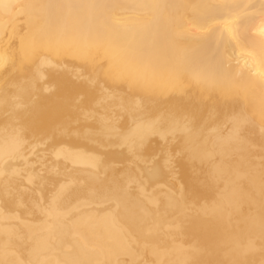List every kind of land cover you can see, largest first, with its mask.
<instances>
[{"label": "bare ground", "instance_id": "bare-ground-1", "mask_svg": "<svg viewBox=\"0 0 264 264\" xmlns=\"http://www.w3.org/2000/svg\"><path fill=\"white\" fill-rule=\"evenodd\" d=\"M27 140L70 168L13 226ZM139 259L264 264V0H0V264Z\"/></svg>", "mask_w": 264, "mask_h": 264}, {"label": "rangeland", "instance_id": "rangeland-1", "mask_svg": "<svg viewBox=\"0 0 264 264\" xmlns=\"http://www.w3.org/2000/svg\"><path fill=\"white\" fill-rule=\"evenodd\" d=\"M77 76V78H78V74H76ZM48 86V85H47ZM46 86V91L47 92H49V91H51L52 90V86L51 85H49V86H51V88L48 86L47 87ZM103 101V100H102ZM105 101V103L107 102V100H104ZM103 101V102H104ZM103 102H99L98 103V105L97 104H95V105H97L98 107L99 106H101V108L99 107V109H97L96 108V106H94V108H96V110H101L102 109V107H105V106H107L105 103H103ZM102 103V104H101ZM100 104V105H99ZM104 104V105H103ZM103 105V106H102ZM111 107V109H113L114 107H112V106H110ZM110 107H105V109H102L103 111L105 110H108V115H106V113H103L102 111H99L98 113H97V111L95 110L94 112L91 110V112H90V114H89V118L93 115V113H95L91 118L92 119H90V120H88V121H93L94 120V118H95V116H96V118L97 117H99V118H101L102 116H103V118L102 119H104L105 121H107V116H108V119L112 116H114L115 117V113L117 112V110H115V109H113V110H115L116 112L114 113L113 112V114H111L112 113V111H111V109H110ZM107 108H109V109H107ZM104 111V112H105ZM109 111H111V113H109ZM93 112V113H92ZM118 112H119V110H118ZM116 113V117H117V120H116V117H115V120L117 121V122H115L114 121V119L112 120L111 118L108 120L110 123H112V125H113V123H114V125L116 124L117 126H119L120 125V127H121V129H120V127H117L116 125L113 127L112 125H111V127H113V128H116L117 127V129H114L115 131H116V134H115V131L114 130H112L111 129V131H109L110 132V136H111V138L113 137V138H115L116 136H118L117 138H121V136L124 134V135H126V130L125 131H123L122 130V128L123 129H125L126 128V126H124L123 125V122L125 123V120H120L121 122H122V124H121V122L120 121H118L119 120V118H125L124 117V114L123 113H121V114H123V117L122 116H120L121 114L120 113ZM100 113H103V114H101V115H99ZM99 115V116H97V115ZM111 114V115H110ZM119 116H118V115ZM106 115V116H105ZM109 115H110V117H109ZM87 119H89L88 118V116L86 117ZM110 120H112V121H110ZM107 121V122H108ZM119 122V123H118ZM110 123H108V124H110ZM120 130V132L119 131H117V130ZM112 132V133H111ZM123 132V133H122ZM122 133V135H120V134ZM109 134V133H108ZM107 134V135H108ZM113 136H112V135ZM114 134H115V137H114ZM118 134V135H117ZM123 135V136H124ZM109 136V135H108ZM110 136L109 137H107V138H109V140H111V138H110ZM120 136V137H119ZM122 136V137H123ZM112 138V139H113ZM117 138H115V139H117ZM115 139H113V141L115 140ZM157 140L156 142H158V138H151V144L152 145H155V143H153L154 142V140ZM153 141V142H152ZM160 142H162V141H159V143ZM113 143V142H112ZM112 143L110 144V146L112 147V148H117L118 147V145H120V143H118V145H117V143L115 142L114 143V145L112 146ZM159 143H157L155 146H159ZM162 143H164V142H162ZM162 143L160 144L161 146H163L162 145ZM115 145H117V146H115ZM115 146V147H114ZM122 144H121V146H119L118 147V149H116V150H120L121 148H122ZM121 147V148H120ZM159 148V147H158ZM121 150H124V149H121ZM173 154L174 153H171L170 154V156L171 157H174L175 159H177L178 160V158H176L177 156L179 157V155H178V153H175V155L173 156ZM176 154H177V156H176ZM156 156V158H157V155H155ZM176 156V157H175ZM151 157H153V156H151ZM151 157H149V160H147V161H149V162H154L156 159H155V157H154V159H152ZM174 158H170L171 159V161H172V159H174ZM52 159H54L53 161H58V163H59V165L61 166V163L62 162H64V161H62V160H57V158L55 159V157H53V156H51V154H50V152L47 150V142L45 141V142H39V143H35V141H33V140H27V142H26V144H25V151H24V156H23V158H21V159H19L18 161H15L14 162V160H13V162H14V164H15V169L17 170V175L14 177V178H11L12 179V184H10L9 186H8V188H7V197L8 198H10V199H12L13 201H15L16 203H17V205H18V208H17V211H15V212H13V213H15V214H17V215H13V218H15V219H11L10 220V222L12 223V225L14 226V225H17L18 223L17 222H20V221H23V222H26V223H31V224H36V223H38L39 221H41L42 220V216H41V214H40V209H44V208H46V205H47V200H48V196L51 194H49V195H43V188L45 187V183H46V181H47V175H48V173H50V172H57V170L56 169H54V165H57L56 163L57 162H54L55 164L53 165V166H51V164H52V162H51V160ZM151 159V160H150ZM174 159V160H175ZM154 160V161H153ZM173 160V163L175 164L176 162ZM12 162V163H13ZM149 162L147 163L146 162V164L147 165H149ZM145 163V162H144ZM152 163H150V165H152ZM171 164H172V162H170ZM62 164H64V167H65V169H64V167H63V169H64V171L66 170V171H68L69 170V168H70V166L66 163V162H64V163H62ZM170 164V168L172 167V169H171V172H174V174H176L177 172H175L176 170L178 171V167L176 166V164H175V166L177 167H174L173 168V166ZM173 164V165H174ZM120 165V167H121V164H117L116 166H117V168H119L118 166ZM149 165V166H150ZM58 166V165H57ZM57 166H55L56 168H57ZM66 166H68V167H66ZM146 166V165H145ZM51 167H53V169L51 168ZM62 167V166H61ZM151 167V166H150ZM58 168H59V166H58ZM57 168V169H58ZM50 169H52V170H50ZM60 169H62V168H60ZM62 169V170H63ZM68 169V170H67ZM174 169H176L175 171H174ZM63 171V172H64ZM54 172V173H55ZM58 172H59V170H58ZM61 173H63L62 171H60ZM61 173H57V174H61ZM56 174V173H55ZM178 174H179V172H178ZM28 176H31L32 177V179H34L35 180V183H33V184H31L30 182H28V180H27V177ZM175 175H173V173L169 176V178H168V183L170 182L171 184H178V183H180V178H178L179 177V175L177 176H175ZM10 177H13V176H10ZM172 178H173V181H172ZM174 182V183H172V182ZM177 182V183H176ZM169 183V184H170ZM133 185V184H132ZM132 187V186H131ZM133 187H134V185H133ZM164 187L166 188V186H163V187H161L162 188V190H164ZM160 187H159V189H161ZM11 214H13L12 212H10ZM17 217H19V219L17 218ZM15 221H17L16 223L17 224H15L14 222ZM14 223V224H13ZM11 225V224H10ZM18 237H21L22 238V236L21 235H19ZM22 242H23V238H22ZM18 253H21V252H18ZM124 264H127L126 262H124ZM137 264H154L153 263V261L152 260H150V259H139V261H138V263Z\"/></svg>", "mask_w": 264, "mask_h": 264}]
</instances>
